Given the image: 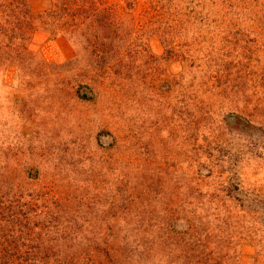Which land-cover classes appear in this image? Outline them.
<instances>
[{
	"label": "rangeland",
	"instance_id": "1",
	"mask_svg": "<svg viewBox=\"0 0 264 264\" xmlns=\"http://www.w3.org/2000/svg\"><path fill=\"white\" fill-rule=\"evenodd\" d=\"M0 264H264V0H0Z\"/></svg>",
	"mask_w": 264,
	"mask_h": 264
}]
</instances>
